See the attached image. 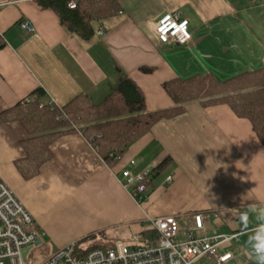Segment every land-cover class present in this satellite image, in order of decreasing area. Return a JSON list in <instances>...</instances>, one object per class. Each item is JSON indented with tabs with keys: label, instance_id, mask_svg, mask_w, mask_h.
<instances>
[{
	"label": "crops",
	"instance_id": "crops-1",
	"mask_svg": "<svg viewBox=\"0 0 264 264\" xmlns=\"http://www.w3.org/2000/svg\"><path fill=\"white\" fill-rule=\"evenodd\" d=\"M117 1L120 12L97 24L104 33L83 41L37 0H0V112L38 87L44 103L62 106L83 93L96 104L120 74L141 88L147 111L162 110L173 105L162 87L166 80L194 74L225 80L264 66V0ZM174 11L188 19L192 37L185 44L162 43L154 32V22ZM22 19L34 32L19 27ZM28 137L20 122H0V180L44 232L41 240L54 226L82 219L86 233L119 235L107 245L122 237L132 243L131 236L120 237L126 229L137 234L151 226L149 219L172 215L183 241L192 217L201 214L198 235L241 233L220 249L232 254L223 264H256L246 242L260 223L253 206L264 208V146L250 121L227 104L185 103L132 142L112 167L73 130L52 143V156L36 175L24 178L16 161L25 157ZM125 168L150 171L142 205L117 180ZM69 241L54 237L53 252ZM193 264L218 263L202 256Z\"/></svg>",
	"mask_w": 264,
	"mask_h": 264
},
{
	"label": "trees",
	"instance_id": "trees-1",
	"mask_svg": "<svg viewBox=\"0 0 264 264\" xmlns=\"http://www.w3.org/2000/svg\"><path fill=\"white\" fill-rule=\"evenodd\" d=\"M70 1L76 2L75 7H68ZM37 3L41 8L52 10L66 30L83 41L96 35L98 22L120 12L117 0H37ZM162 87L173 105L154 111L146 110L143 91L127 74L118 75L110 91L96 104L83 93L62 106L44 103L45 93L38 87L26 96L30 101H23L24 97L0 112V122L18 121L30 135L22 140L25 157L16 161L19 172L24 178L36 175L41 165L50 160L52 143L62 133L73 130L81 132L112 167L131 143L148 132L158 120L180 113L184 104L192 100H198L204 106L227 104L238 117L250 121L264 146V66L225 80H218L212 74L172 78L164 81ZM166 160L153 167L154 174ZM137 235L142 244L159 239L153 226ZM79 244L75 243L77 255L95 248Z\"/></svg>",
	"mask_w": 264,
	"mask_h": 264
},
{
	"label": "built area",
	"instance_id": "built-area-1",
	"mask_svg": "<svg viewBox=\"0 0 264 264\" xmlns=\"http://www.w3.org/2000/svg\"><path fill=\"white\" fill-rule=\"evenodd\" d=\"M75 4V1H70L68 7L73 8ZM19 27L29 33L34 32L29 20L21 21ZM153 29L162 43L185 44L192 37L188 19L180 11L163 13L154 22ZM97 33L103 34L104 31L100 28ZM1 39L0 32V42ZM23 101L28 102L30 99L26 97ZM135 165L136 160L130 159L129 166L133 168ZM116 177L132 199L142 205L151 180L150 171L125 168ZM149 222L159 234V239L154 243L142 244L138 235L132 234V243L124 244L121 240H116L103 247L92 248L83 255H77L74 253L75 243L72 242L58 248L38 264H193L202 256L223 264L232 254L229 251L221 252L220 249L229 246L241 234L235 232L212 236L198 235L197 232L203 228V217L196 214L188 226L186 240L180 241L177 239L174 216L149 219ZM43 234L22 202L0 180V264H26L27 255L24 259V249L33 246Z\"/></svg>",
	"mask_w": 264,
	"mask_h": 264
},
{
	"label": "rangeland",
	"instance_id": "rangeland-1",
	"mask_svg": "<svg viewBox=\"0 0 264 264\" xmlns=\"http://www.w3.org/2000/svg\"><path fill=\"white\" fill-rule=\"evenodd\" d=\"M136 229V228H135ZM87 227L83 223L82 219L74 220L72 223H64L61 225H56L51 230V235H46L42 237V242L36 246H33L28 254L26 264H38L48 257L54 249V237L59 240H70L69 243H81L87 247H103L107 245L111 238H116L119 235L116 232L109 233L106 230L95 231L94 233H86ZM114 232V231H112ZM132 230L126 229V234L121 236H131ZM91 236L87 239L88 236ZM53 237V238H52ZM123 240V241H122ZM122 242L124 244H129V241L125 240V237H122ZM113 242V241H112ZM79 244V245H81ZM95 245V246H93Z\"/></svg>",
	"mask_w": 264,
	"mask_h": 264
},
{
	"label": "clouds",
	"instance_id": "clouds-1",
	"mask_svg": "<svg viewBox=\"0 0 264 264\" xmlns=\"http://www.w3.org/2000/svg\"><path fill=\"white\" fill-rule=\"evenodd\" d=\"M252 211L257 212V220L260 223L248 236L246 243L249 248V255L255 259L256 264H264V208L257 210L253 206ZM245 219H247V216H245Z\"/></svg>",
	"mask_w": 264,
	"mask_h": 264
},
{
	"label": "water",
	"instance_id": "water-1",
	"mask_svg": "<svg viewBox=\"0 0 264 264\" xmlns=\"http://www.w3.org/2000/svg\"><path fill=\"white\" fill-rule=\"evenodd\" d=\"M41 242H42V240H41V238H39V239L36 241V243L33 244V246H36V245L40 244ZM33 246H29V247H26V248L24 249V251H23V257H24V259L26 258V255H27L28 251H29Z\"/></svg>",
	"mask_w": 264,
	"mask_h": 264
},
{
	"label": "bare ground",
	"instance_id": "bare-ground-1",
	"mask_svg": "<svg viewBox=\"0 0 264 264\" xmlns=\"http://www.w3.org/2000/svg\"><path fill=\"white\" fill-rule=\"evenodd\" d=\"M99 30V29H98Z\"/></svg>",
	"mask_w": 264,
	"mask_h": 264
}]
</instances>
